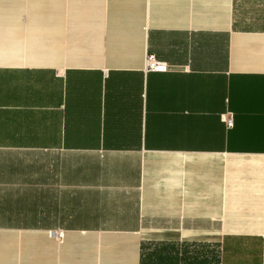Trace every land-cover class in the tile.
Masks as SVG:
<instances>
[{
  "label": "crops",
  "instance_id": "1",
  "mask_svg": "<svg viewBox=\"0 0 264 264\" xmlns=\"http://www.w3.org/2000/svg\"><path fill=\"white\" fill-rule=\"evenodd\" d=\"M0 264H264V0H0Z\"/></svg>",
  "mask_w": 264,
  "mask_h": 264
},
{
  "label": "built area",
  "instance_id": "2",
  "mask_svg": "<svg viewBox=\"0 0 264 264\" xmlns=\"http://www.w3.org/2000/svg\"><path fill=\"white\" fill-rule=\"evenodd\" d=\"M143 69L145 71L146 70L164 71L167 69V64L165 61L158 59L155 56V54L147 53L145 56V59H144ZM224 119L227 122V124H231L232 123V114L231 113L226 114ZM55 233L61 237L63 234V231L61 229H57L55 231Z\"/></svg>",
  "mask_w": 264,
  "mask_h": 264
}]
</instances>
